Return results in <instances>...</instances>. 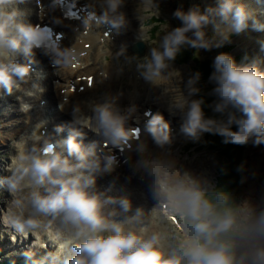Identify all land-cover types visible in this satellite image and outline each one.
<instances>
[{
	"label": "clouds",
	"instance_id": "1",
	"mask_svg": "<svg viewBox=\"0 0 264 264\" xmlns=\"http://www.w3.org/2000/svg\"><path fill=\"white\" fill-rule=\"evenodd\" d=\"M97 2L101 15L88 11L81 18L83 31L75 39L83 34L99 35L93 28L101 24L117 31L127 26L120 11L124 0ZM63 3L51 0L48 10ZM25 4L39 5L46 11L41 0H0V89L9 95L15 90L35 98L43 92L39 84L33 83L30 89L22 87L29 80L34 49L49 57L56 71L71 69L79 54L73 45L61 47L47 26L28 22V12L19 7ZM71 7H75V0ZM149 10L158 16L156 0H140L137 18L142 40L144 12ZM173 17L181 26L163 34L159 47H151L149 56L137 64L140 76L153 86L164 85L182 50L220 48L230 33L244 31L250 19L234 0H217L216 7L204 12L178 8ZM254 26L264 29V25ZM212 67L209 81L215 86L211 94L217 99L209 106L224 118H206L204 100L192 98L200 93L197 84L201 74L195 72L184 84L182 100L171 98L170 109L183 117L180 132L192 141L209 133L221 136L225 144L246 145L250 140L255 145L264 144V71L256 63L238 64L223 52L214 57ZM116 99L91 104L90 116L75 106L72 121L55 128L57 133L67 128L65 139L54 141L41 133L45 122L40 121L27 140L15 145L16 155L8 165L10 175L0 181L12 196L14 209L4 222L25 236L54 225L61 237L56 250L39 259L30 251L24 252L25 264H264V206L234 203L226 190L218 191L182 171L169 156H150L143 141L136 144L138 159L133 167L149 178L154 207L148 212L142 207L133 210L128 197L96 190L97 176L111 174L118 166L111 151L103 155L97 151L104 145L131 151L130 141L137 138V130L133 135L134 129L125 127L137 106L132 104L121 111ZM21 107L28 112L32 105L22 103ZM60 107L63 110V104ZM144 115L148 118L145 130L155 145L161 149L170 145L169 124L163 116L147 111ZM83 129L99 139L84 145ZM24 192L26 195L16 198ZM154 223L165 227L149 234Z\"/></svg>",
	"mask_w": 264,
	"mask_h": 264
},
{
	"label": "bare ground",
	"instance_id": "2",
	"mask_svg": "<svg viewBox=\"0 0 264 264\" xmlns=\"http://www.w3.org/2000/svg\"><path fill=\"white\" fill-rule=\"evenodd\" d=\"M83 5L86 6L87 9L94 10L96 14L99 16L102 13V9L99 6V3L97 0H80ZM94 3L96 5L93 6L90 2ZM138 0H124L123 6L120 8V11H122L125 14L126 20L128 21L127 26L119 31L113 29L111 31V35L113 37L110 38V34L105 37L104 31L107 29L103 28V24H101L99 27H94L93 31L98 33L99 35L95 37H89L87 34H83L80 38H76L79 32L83 31V28L81 26V21L79 22L78 20L75 21L73 26L70 25L71 23L68 22H63L58 19V14H54V25L59 28L63 29L66 32H69V36L67 39V46L66 47H71L72 45L77 49L78 51V59L79 63L74 64V66L69 69V70H63L59 69L57 74H54L52 78H54L55 82L57 85H51L55 86L58 90V96H59V103L63 104V111L66 113H71L70 115L72 116V109L75 106H79L81 111L85 115H91L90 111V105L93 103H103L106 99L110 97H117L116 99V106L123 111L127 107H129L132 104H135L137 106V112L134 117L136 119H129L128 122H138L141 121V123L145 122V118H143L142 115H137L139 112L145 110L143 109L144 106L148 105H153L154 106V111L155 113H159L163 116V118L166 120H169L170 122H167L171 128H173V132L177 133L179 136L181 134L180 132V125L183 122V117L181 113L178 111H172L170 109V103H171V98L172 96L177 99V100H182L181 96L182 93L180 92L179 86H181V76L180 73H177L176 70L182 69V67H173L176 65L172 66V69L169 70V77L166 78L163 81L164 85H159V86H153L152 84L146 82L141 76H138V73H136V70L134 68H129L127 69L124 65L119 66L120 69L115 68L112 64L108 62H100L98 57L102 56L104 54V48L109 45V41L111 40L114 45L120 46L121 48L126 47L127 45L131 46L134 44L137 40L140 38V23L136 17L132 14L133 10H137V5L134 7V3ZM217 0H208V6H212L214 3H216ZM217 5V3H216ZM22 7V6H21ZM26 7L29 8V13H31V21L36 20L37 18V13L33 9L32 4H26ZM260 7V6H259ZM250 10V8H249ZM259 23L262 25L264 22L263 17H259ZM110 26V25H109ZM78 27V29H76ZM111 27V26H110ZM249 31H245L243 33V36L246 37L249 34H253V28L248 27ZM146 35V34H145ZM139 37V38H137ZM147 37V36H146ZM147 39V38H146ZM141 40V38H140ZM250 41H253L251 39ZM264 42V41H263ZM228 46H230V50H232V44L230 42L227 43ZM262 47H258V50H260ZM110 49V47H109ZM264 49V48H263ZM257 50V49H256ZM21 60V58H18ZM33 66L36 67L35 64ZM40 66V65H38ZM132 66V65H131ZM42 67H46L43 66ZM137 69V68H136ZM136 73V74H131V73ZM49 73H47L46 78L43 80V82H48L50 77ZM84 74H93L95 75V79L93 82V87H89L86 84L85 81H80V77ZM100 74L107 75V78H101ZM128 74L130 76H128ZM127 75V78H130V83H131V88L125 91L123 82L119 81V79H124L125 76ZM180 75V76H179ZM185 77V76H184ZM74 83L76 85H85L84 90L77 89L75 92H69V86L70 83ZM129 83V82H128ZM26 85H23V88ZM62 89H65L66 92L62 94ZM3 90V89H2ZM16 94H21L20 91H15ZM42 96L41 98H50V103L54 98H57L56 93H54L52 87H48L46 91L43 93L39 94ZM63 97H67L66 100L63 99ZM3 98V97H2ZM4 98H6V94L4 95ZM28 98V97H27ZM13 99V95H8V100ZM48 99V98H47ZM49 103V105H50ZM48 105V103L46 104ZM49 107V106H48ZM51 107V106H50ZM142 108V109H141ZM17 116L9 122H4L0 121V143H4L5 140H7L8 137H13L14 134H20L22 131L20 130V126L24 127V124H22V113L20 112H15ZM61 112L54 111V113L51 114V117L60 114ZM154 113V114H155ZM15 115V114H14ZM21 116V117H20ZM19 121L18 122V120ZM4 120V119H2ZM126 123V124H127ZM28 124V128L33 126L32 124ZM45 125V124H44ZM29 131L27 132V135H24V139L27 140V137L29 136ZM180 133V134H179ZM94 134V133H93ZM96 135H92V138L95 139ZM56 139H59V137H55ZM66 138V137H64ZM85 138H88V136H85ZM153 138L151 137L150 134L146 133L142 139L134 142L133 144V149L131 151L125 150V157L130 156L134 158L135 155V147L136 144L139 143L140 141H143L146 146L151 143ZM173 142L178 143L179 140L173 141L171 140V144L167 145L171 147ZM1 143V144H2ZM15 143V141H14ZM17 144V143H16ZM31 142L29 141V146ZM149 148V146H147ZM159 147L156 146L154 149L157 151ZM165 151V150H162ZM161 155H164L165 152L161 153ZM167 156L170 158L174 159L176 162V165L178 168H180L182 171H190L193 170V175L194 177L200 179L202 182H205L207 180V183L210 182L208 180L209 176L206 178V176H201L199 174L200 170H204V167H206L209 164V161L206 159L205 155L201 156H196L192 159V157H189L187 159H176L174 158L171 154L167 153ZM220 168V167H219ZM219 168L218 173H219ZM132 174L140 175V176H146L140 172H137L134 167L132 168L131 171ZM104 176V175H100ZM123 180L117 181V184H110L106 187H108L112 193H115L120 196H126L130 199L131 202H133V197L131 194L132 186L134 185H140L141 183L139 181H133L132 179L135 176H131L129 174H121L120 175ZM101 182L100 178L96 179V184ZM217 182H218V177H217ZM217 182L215 183L217 185ZM113 185V186H112ZM145 188L148 189V194L150 199L152 200V194L151 191L149 190V186L146 184ZM215 186V185H214ZM154 200V199H153ZM147 204V202H146Z\"/></svg>",
	"mask_w": 264,
	"mask_h": 264
},
{
	"label": "rangeland",
	"instance_id": "3",
	"mask_svg": "<svg viewBox=\"0 0 264 264\" xmlns=\"http://www.w3.org/2000/svg\"><path fill=\"white\" fill-rule=\"evenodd\" d=\"M236 1V0H234ZM90 2V1H88ZM192 3V5L194 6L193 8H197L196 6H198V0H156V3L158 4V10L160 11V8H162V10H164V13L167 15L168 13L169 16L174 13V11L176 9H182L183 11H187L189 10L190 7V3ZM241 0L235 2L237 4L240 5ZM93 6L96 7V5L92 2H90ZM140 3V0L136 1L134 3V7L135 5H137V9H138V5ZM186 3V4H185ZM242 3V2H241ZM243 4V3H242ZM22 6V7H21ZM20 8L23 9L25 5H21ZM201 12H204V10L199 9ZM158 11V13H159ZM254 11V9L252 10ZM132 14L134 15V17L137 18L138 12L137 10H133ZM144 16L146 17V19H144L142 21V27L145 29L144 35H143V41L146 43L145 45L148 46V50L146 51V57L149 56L150 54V48L151 47H159L160 45V40L163 34H165L167 31H171L173 28L181 26V22L177 23V21L175 19H171L168 17V15L166 17H162L158 14V17H162L163 19H165L167 22L165 24H160V28H157L156 33H153L152 31V25L150 23V20H148L150 18V16H157L154 13V10H149V11H145L144 12ZM255 18H257V15L254 16ZM138 19V18H137ZM169 19V20H168ZM148 20V22H146ZM264 20V19H263ZM139 21V20H138ZM259 17L255 20V23H259ZM140 23V21H139ZM250 23V26L248 27H252L253 28V34L255 33V27L253 23V20H251L250 22H248V24ZM261 25V24H260ZM264 25V23L262 24ZM247 27V28H248ZM160 31V34H158ZM260 35H264V29H259L258 30ZM208 33L209 35L211 34V28L208 29ZM146 34V35H145ZM160 35V36H159ZM147 36V37H146ZM113 37V35H111L110 33V38ZM154 37V38H153ZM159 37V38H158ZM250 36H247V38H249ZM260 37V36H259ZM147 38V39H146ZM244 37H242V35H238L235 39L234 42H238L241 39H243ZM109 41V45L106 46V53L112 52V54H110L111 56H114L116 54V52L118 53H123L122 55L118 56L115 55L118 60H115L119 63V65H124L127 69L129 68H137V64L138 62L143 63V59H145V57L142 56L139 57L141 59H139L138 57H136L134 55L133 52L128 50V47H126V49L124 50V48H121L120 46L114 45L112 43L111 40ZM261 41H264V37L261 39ZM253 41H250L249 39L246 41V44L244 45H239L236 48H233L231 51L233 54H238L239 52H245L248 53L249 55H253V57H256L259 52L260 54L264 55V49L261 48L260 50H258V47L261 46V42L257 41V38L254 40V42L256 43V46L253 44H251ZM232 44V43H231ZM133 45V44H132ZM131 45V46H132ZM150 45H152L150 47ZM128 46V45H127ZM110 47V49H109ZM118 47V48H117ZM247 48H253V51H247ZM218 48H213L210 51H206V50H199V49H194L195 53L194 55L198 56L201 55L202 57L205 56H210L213 57L216 50ZM257 49V50H256ZM123 50V51H120ZM103 54V55H106ZM98 59L100 60V62L102 63L103 60H106L105 57H98ZM110 64L114 62V59H112V57H109L107 59ZM113 60V62H112ZM257 60H255L256 62ZM260 64L258 65L260 69H264V58L260 59ZM107 62V61H105ZM253 62V63H255ZM115 66H119L118 64H116L115 62L113 63ZM132 65V66H131ZM176 65V66H173ZM173 67L178 68L179 66L182 67V69L180 70H176L175 71L177 73H180L181 76V86H179L180 88V92H184V94L186 95V91L184 88V84L187 81V79L189 78L190 75H192L194 73V62L193 61H188V62H182V63H176L173 62L172 63ZM41 66H38V68H40ZM42 68H46L47 67H42ZM45 70V69H44ZM45 72V71H44ZM47 73H49V71L47 70ZM134 74V73H132ZM136 74V73H135ZM179 75V76H180ZM129 76V74H128ZM185 76V77H184ZM120 81L123 82V86L125 91H127L128 89L131 88V83H130V79L127 78V75L125 76L124 79H121ZM129 82V83H128ZM199 84V82H198ZM197 84V85H198ZM208 84H213L212 82L208 83ZM23 87V86H22ZM49 99L48 101V106L50 108V98L47 97ZM193 99H198V95L192 97ZM182 99V96H181ZM52 112V111H51ZM17 116V114L14 115V118ZM41 116V115H40ZM69 117V118H68ZM1 118H3L2 114H0V121H6V120H2ZM53 120H55L56 118H58L59 120H63L65 121L64 126H66L68 123H70L72 121V116L69 113L66 112H61L60 114H57L53 117H51ZM165 120V119H164ZM12 120L9 121V123H11ZM43 121V120H42ZM45 124L47 123L46 121H44ZM68 122V123H67ZM166 122H170L169 120H166ZM28 124H26V126H20V130L22 131V133L24 135H27L26 132L24 131V128H27ZM50 129H52L50 127ZM171 129V128H170ZM180 134V133H179ZM205 134V133H204ZM204 134L201 135L200 139L198 141H195L193 144L196 146H199L197 149L196 147H185L184 149H182V144H185V141H188V138H186L182 133L179 135L180 137L178 138L180 140V143L178 142V144H174L173 145V150L171 152H167L162 151L161 153H164V156H167V153L171 154L174 158L176 159H187L189 157H192V159L196 156H201L202 154L205 155L206 159L209 161V164L204 167V170H200L199 174L201 176H206V178L209 176L208 180L210 182L207 183V180L204 182L206 185H211V186H216V182H217V177L219 176L218 173V168L221 167L220 164H222V161L225 160V157L223 156H219L215 151L212 150H208L207 148H205L204 146H202L203 140H204ZM177 136V135H176ZM20 137V134H14L13 137H8L7 140L4 141V143H0V168L6 169V167H8V165L11 163L9 161V158L12 155H15L16 153V147H15V143H18L19 141L17 140V138ZM57 137V136H54ZM12 139V140H11ZM14 139L17 140V142L14 143ZM212 139V137H211ZM201 145V146H200ZM106 151V150H105ZM148 154L152 157H156V156H161L160 154V148L157 149V151L153 150L151 152H148ZM247 157L245 158L244 161H242V164H239V168L240 170H242L245 174L242 177V185H241V192H240V203L243 202H250L253 205L256 206H264V144H260V145H255L252 140H250V144L248 147V152H247ZM99 155V154H97ZM134 158L138 159V155H136ZM136 161H132L130 164H128V168H125L124 165H122L121 168H116L114 172H112L111 174H104V176H97V178L101 179V182L97 183L96 185L100 186L101 184H103L105 186V189H107V191L111 192L112 191L106 187L108 185V183L110 184H117V181L123 180V178L120 176L121 174H129L130 173V167L131 170L133 168V165L135 164ZM125 168V171L123 170ZM192 172L189 171L190 174H193V170H191ZM145 176H142L141 178H144ZM3 180V177H0V181ZM144 181V180H143ZM142 181V182H143ZM148 185V184H146ZM113 186V185H112ZM100 188L98 187L96 190L98 192H102V190H99ZM6 188L4 186H2V184H0V202H4V203H8V200L10 199L9 195H6ZM145 194V196H147L146 192V188H144V190H142ZM132 194V197L134 199L133 196V192L132 190L130 191ZM111 193H108L109 195L112 196H116L113 195ZM115 194V193H114ZM120 195H117V197H119ZM144 196V195H141ZM7 197V199H6ZM151 204L149 202H147V206L151 207L153 205H155V200H150ZM132 203V202H131ZM142 205V200H136V202L133 204L132 208L133 210H135V208L137 207H141ZM245 207L247 206L246 204L244 205ZM1 211V216L3 214V216H6L7 210H0ZM0 216V218H1ZM3 218V217H2ZM6 224H3L0 220V226H5ZM164 225L161 224H152L149 226V234L153 231H162L164 229ZM54 231L57 234V230L56 227L53 225L52 227H50L48 230L46 231ZM46 231H38L39 233H42L41 238L40 237H35L32 239V241L34 242V244H38L40 243V239H46V234L44 232ZM19 236H24L23 234L18 232ZM58 235V234H57ZM174 235V233H173ZM7 238L5 237V235L3 237L0 238V245L7 251L1 249L2 247H0V261L2 260H10V261H16L18 258L21 259H25L24 256H17L16 254L20 255L21 253L26 252V247H21L20 248V253L14 249L13 247H8L11 246L9 243H5L2 242L3 240H7V242H9L11 239L9 238V235L6 234ZM3 239V240H2ZM39 250H37L36 252H38ZM43 257V256H41ZM17 258V259H16Z\"/></svg>",
	"mask_w": 264,
	"mask_h": 264
},
{
	"label": "trees",
	"instance_id": "4",
	"mask_svg": "<svg viewBox=\"0 0 264 264\" xmlns=\"http://www.w3.org/2000/svg\"><path fill=\"white\" fill-rule=\"evenodd\" d=\"M227 45V44H226ZM227 47L230 48V46L227 45ZM191 58V52L187 49L182 50L181 54L178 55L176 61L182 62L185 61V59L187 60L188 58ZM196 67L198 72H206L207 74L209 73V75L212 73L213 71V67H212V63L209 60L206 59H202L200 57H198L196 60ZM205 89H203L204 91ZM201 93V92H200ZM199 93V94H200ZM200 97L202 98H207V99H212L213 102L217 99L214 95L212 94H205V95H201ZM207 118H211L209 117V115L207 114V112H204ZM212 118L214 119H222L224 117H221L219 114L217 113H212ZM232 130L235 131L236 130V126L233 125L232 126ZM212 141L210 145L213 148H216L217 150H219L221 155H225V161H224V165H225V172L223 170L222 167L219 168V176H218V182L217 185L215 186L216 188H219L218 191H224L226 190L228 193H230L233 202L235 203V201L237 200V192L238 189L240 187V174L239 171L236 167V164L239 162V159L243 153V151L245 150L246 145H235V144H225L222 142L223 138L219 135H213L212 134ZM5 261V260H2Z\"/></svg>",
	"mask_w": 264,
	"mask_h": 264
},
{
	"label": "water",
	"instance_id": "5",
	"mask_svg": "<svg viewBox=\"0 0 264 264\" xmlns=\"http://www.w3.org/2000/svg\"><path fill=\"white\" fill-rule=\"evenodd\" d=\"M160 16L162 17H166L165 14H162L160 13ZM162 17H158V16H150V19L153 20L154 22H160V24H165L167 21L165 19H163ZM169 20V19H168ZM187 50H189L191 52V58L189 56V58L185 61L188 62V61H193L194 62V73L195 72H198L197 70V65H196V62L195 60L198 58L194 55V49H191V48H188ZM134 51L136 52L137 55L141 56L144 54V45L139 42L135 47H134ZM182 63V62H181ZM201 74L200 76V80H199V84L197 85V87L200 89V94L199 96H201L202 94L205 95V94H211L212 93V89L213 87L215 86L214 84H208L210 83L209 81V73L207 74L206 72H199ZM203 89H205L203 91ZM202 97H200L201 99ZM204 100V104L202 105L203 106V109L205 112H207V114L209 115V117L212 118V114L210 112L213 113L212 111V108L209 106L213 103V100L212 99H207L206 97L205 98H202ZM223 156L225 157V155L223 154Z\"/></svg>",
	"mask_w": 264,
	"mask_h": 264
}]
</instances>
